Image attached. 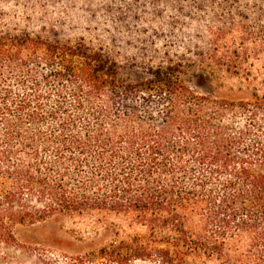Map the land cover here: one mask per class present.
<instances>
[{
	"label": "trees",
	"instance_id": "trees-1",
	"mask_svg": "<svg viewBox=\"0 0 264 264\" xmlns=\"http://www.w3.org/2000/svg\"><path fill=\"white\" fill-rule=\"evenodd\" d=\"M243 2L235 35L261 57L264 0ZM191 70L0 15V264H264V93L244 78L246 98L202 95ZM53 220L91 221L105 241L72 257L19 241Z\"/></svg>",
	"mask_w": 264,
	"mask_h": 264
},
{
	"label": "rangeland",
	"instance_id": "rangeland-1",
	"mask_svg": "<svg viewBox=\"0 0 264 264\" xmlns=\"http://www.w3.org/2000/svg\"><path fill=\"white\" fill-rule=\"evenodd\" d=\"M252 6L235 0L185 4L167 0H0V15L33 33L54 29L61 38H81L118 53L129 63L131 59L141 64L182 61L192 67L188 83L195 92L235 100L251 93L244 78L264 93V55L255 56L250 46L241 48L240 41L247 39L235 35V25L241 23L235 10L250 11ZM200 61L229 67L230 74L223 69L200 73L194 70ZM235 63L242 66L241 78L235 77ZM108 223L132 232L123 221L110 219ZM92 227L91 221L53 220L21 229L18 239L53 255L72 257L104 243L103 230Z\"/></svg>",
	"mask_w": 264,
	"mask_h": 264
}]
</instances>
